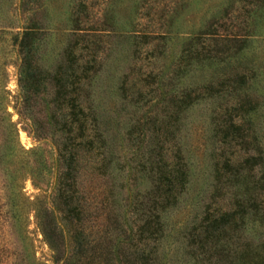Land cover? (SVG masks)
Returning a JSON list of instances; mask_svg holds the SVG:
<instances>
[{
    "label": "rangeland",
    "instance_id": "rangeland-1",
    "mask_svg": "<svg viewBox=\"0 0 264 264\" xmlns=\"http://www.w3.org/2000/svg\"><path fill=\"white\" fill-rule=\"evenodd\" d=\"M27 1L23 6L21 0H0V264H56L37 224V213L51 206L57 161L48 130L37 127L44 123L41 96L49 70H69L88 57L95 59L87 75L94 78L91 106L102 135L96 145L105 176L95 179L85 163L77 186L87 197L107 191L98 197L110 209L111 251L128 252L132 236V245L146 240L144 249L157 264H228L237 254L262 263L264 229L255 220L238 223L229 236L197 219L212 184L219 140L213 112L233 105L220 96L236 87L247 96L240 104L251 115L241 134L250 145L256 133L264 152V0ZM29 17L36 28L21 49ZM74 28L81 30L72 33ZM23 54L31 64L29 78L40 83L31 89L38 98L28 109L38 120L36 132L22 109ZM174 111L180 114L174 117ZM232 143L241 147L240 138ZM178 148L189 182L162 215L155 198L147 199V163L156 151L167 149L168 156ZM238 149L226 151L241 154ZM149 206L157 231L136 238L138 211ZM203 234L213 237L204 250Z\"/></svg>",
    "mask_w": 264,
    "mask_h": 264
},
{
    "label": "trees",
    "instance_id": "trees-1",
    "mask_svg": "<svg viewBox=\"0 0 264 264\" xmlns=\"http://www.w3.org/2000/svg\"><path fill=\"white\" fill-rule=\"evenodd\" d=\"M27 2L21 0L23 6ZM35 10L36 7H33L30 11L33 13ZM32 26L34 23L29 17L27 27H24L19 41L21 49L25 48L26 40L36 28ZM71 30L75 33L81 29ZM94 62L95 59L88 57L69 70L60 68L62 65L49 70L46 74L48 89L41 96L44 103V123L37 126L38 120L28 109L30 102L38 98V94L31 89L33 86L38 87L40 83L29 78L28 70L31 64L27 56L24 54L22 56L18 78L22 109L29 112L33 131L36 132V126L39 130L41 127V131L43 127L48 130L46 132H49L57 153L51 206L42 208L41 214L37 213V224L46 244L55 254L56 264H157L154 253L151 251L148 254L144 249L145 239H138L132 245L131 236L127 243L130 249L128 252L126 248L121 250V254L112 252L108 245L112 232H107L111 220L108 213L110 209H105L100 199L107 191L101 188L97 193H88L87 197L84 190L77 186V177L85 163L89 164L88 167L95 179L105 176L102 172L105 167L102 163L101 146L96 145V141L100 142L102 135L94 121L95 111L91 106L93 102L91 87L94 78L93 75H87L89 71L94 72L92 70ZM238 92L239 89L236 87L230 93L220 96L222 100L227 98L225 104L230 102L233 105L213 112V123H216L214 129L219 132V140L213 149L215 156L212 164V184L197 219V223L202 227L213 226L221 235L232 232L238 223L242 224L248 218L255 220L264 229V152L256 133L255 141L250 145L246 141V136L244 138L241 134L242 132L246 135L244 124L249 123L251 111L242 109L240 103L246 95ZM208 97L217 98L213 95ZM258 100L259 97L255 93V117L260 105ZM173 114L174 117L178 116L180 111H174ZM237 138L241 139V147L240 144L232 143ZM238 146V152L241 154L226 151L227 147L237 149ZM166 150L164 153L157 151L153 153L152 150V158L147 163L151 166L147 171L149 176L147 178L151 184L147 199L155 198L156 204L159 205L158 212L162 215L173 206L175 197L182 194L189 182L187 164L180 154V148L176 154L170 152L168 156ZM157 190L158 195L155 196ZM99 193L101 196L98 197ZM126 198L128 203L125 206L130 208L132 201L130 204L128 195ZM170 198L172 200L168 202ZM91 199L96 201L94 205L90 204ZM152 208L153 206L146 210L145 207L139 209L141 224L135 232L136 238L142 236L144 232L150 234L157 231L155 228L158 224H155L156 215ZM208 237L213 238L207 234L200 238L199 247L203 250ZM218 238L216 236V241ZM62 246L67 250H60ZM242 257L243 254L240 256L237 254V258L234 261L232 258L228 264H250V261ZM262 258L260 264H264V252Z\"/></svg>",
    "mask_w": 264,
    "mask_h": 264
}]
</instances>
